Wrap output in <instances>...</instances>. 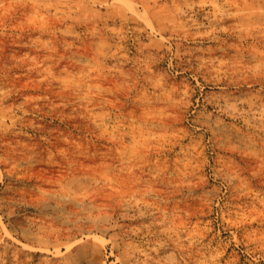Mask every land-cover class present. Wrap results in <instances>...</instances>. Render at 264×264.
<instances>
[{"label": "rangeland", "instance_id": "rangeland-1", "mask_svg": "<svg viewBox=\"0 0 264 264\" xmlns=\"http://www.w3.org/2000/svg\"><path fill=\"white\" fill-rule=\"evenodd\" d=\"M0 264H264V0H0Z\"/></svg>", "mask_w": 264, "mask_h": 264}]
</instances>
